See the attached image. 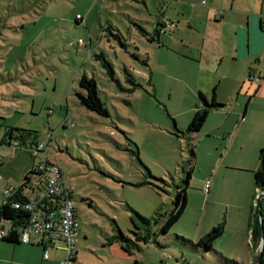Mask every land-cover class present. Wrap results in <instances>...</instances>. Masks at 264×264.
<instances>
[{
	"label": "rangeland",
	"instance_id": "rangeland-1",
	"mask_svg": "<svg viewBox=\"0 0 264 264\" xmlns=\"http://www.w3.org/2000/svg\"><path fill=\"white\" fill-rule=\"evenodd\" d=\"M173 2L0 0V141L8 139L7 128H14L23 146L49 145V160L61 166L74 185L80 234L72 264H250L242 248L229 255V235L214 244L225 256L196 251L189 240L198 242L224 222L228 205L231 226L244 219L239 198L247 199L259 214L261 191L255 187L254 172L264 147V103L253 106L247 121L259 132L249 145L248 140L244 147L237 141L225 160L226 139L217 132L215 145L212 128L224 118L222 112L210 111L200 130L187 132L193 107L202 104L198 91L204 92V77L197 74L198 63L173 51L158 54L153 41L162 13L174 14ZM103 59L112 64L114 78ZM252 73L247 70L245 81L257 85L260 77ZM84 74L97 81L107 114L81 104L78 93L85 89L79 81ZM207 88L211 103L212 87ZM19 135H25L26 145ZM32 156L24 147L0 144V190L5 184L20 185L45 159L41 152ZM189 160L195 164L187 208L155 239L186 184ZM217 168L224 179L213 183ZM131 209L150 219V240L146 225L137 218L135 224L131 221ZM260 209L264 227V197ZM120 229L130 243L118 237ZM258 260L264 264V252ZM66 261L65 244L59 240L45 264Z\"/></svg>",
	"mask_w": 264,
	"mask_h": 264
},
{
	"label": "crops",
	"instance_id": "crops-1",
	"mask_svg": "<svg viewBox=\"0 0 264 264\" xmlns=\"http://www.w3.org/2000/svg\"><path fill=\"white\" fill-rule=\"evenodd\" d=\"M171 6L175 12L169 14V18L177 27L173 30L160 27L159 34L153 35L155 37L153 41L157 43L158 54H161L162 50L173 51L184 55L187 60L198 63L197 74L204 77L202 86L204 92L200 88L198 96L203 93L205 100L209 101L206 91L210 86L211 99L214 96L221 104L210 108L209 113L219 111L224 116L212 128L216 132L215 145L220 139L217 132L222 133V137L226 139L227 147L221 158L225 160L237 141H241V147H244L247 140L249 145L251 137L259 132L257 126H249L247 121L251 119L250 112H253V106L264 103V0H174ZM164 14L167 15L168 12ZM148 68L153 71L151 66ZM247 70H252V74L260 77L257 85L254 81H245ZM198 99L202 104L196 103L193 107L194 112L198 108L206 107L200 96ZM243 115H246L245 121ZM194 155L196 158L195 153ZM242 156L243 154L240 158ZM194 164V161H191L192 172ZM219 168L222 170L223 165ZM219 168L215 174L213 172V183L224 179V174H221ZM238 201L237 205L243 203L239 211L245 209L244 219H236V223L231 226L228 205L224 231L215 244L229 235L231 248L229 255L238 253L235 249L242 248L244 259L248 258L250 264H256L253 258L259 253L262 239L255 240L253 231L248 227L252 208L250 202L245 198L243 200L239 198ZM212 223L215 225L216 221ZM203 229L204 225L198 235H201ZM44 250L45 246L38 244L36 239L28 244L0 239V264H45L50 257L44 259ZM219 253L220 256H225L226 252ZM229 255L227 257H231Z\"/></svg>",
	"mask_w": 264,
	"mask_h": 264
},
{
	"label": "built area",
	"instance_id": "built-area-1",
	"mask_svg": "<svg viewBox=\"0 0 264 264\" xmlns=\"http://www.w3.org/2000/svg\"><path fill=\"white\" fill-rule=\"evenodd\" d=\"M167 25L176 27L173 21H167ZM79 43L83 41L80 39ZM10 144L12 148L19 146L16 140ZM29 149L34 156L38 152L44 153L45 159L32 169L34 174L29 175L24 186L5 184L0 190V211L8 204L16 213L13 218L0 216V237H8L16 231L22 243H32L36 239L37 243L45 246L44 259L50 257L51 247H55L59 240L63 241L67 252L65 264H70L77 254L76 244L80 234L72 201L75 187L68 181L61 166L49 160V145L36 143ZM1 180L3 176L0 174ZM210 183L211 180L205 182L206 192ZM25 213L28 215L24 216Z\"/></svg>",
	"mask_w": 264,
	"mask_h": 264
},
{
	"label": "trees",
	"instance_id": "trees-1",
	"mask_svg": "<svg viewBox=\"0 0 264 264\" xmlns=\"http://www.w3.org/2000/svg\"><path fill=\"white\" fill-rule=\"evenodd\" d=\"M167 21L169 22L172 20L169 18V16H167L163 13L161 15L159 21L157 22L155 28H154V30H155L154 35L159 34V28L160 27H166V28H169L171 30H173L177 27L176 26L175 28H170L167 25ZM102 55H104V54H102ZM103 65L105 67H107L108 73L114 78V69H113L112 64L110 62L106 61L105 59H103ZM79 82H80V86L85 89V93H78V97L80 99L81 104L84 105L86 108H88L92 111H95L99 114H107V110L105 109L103 102L101 101L100 97L98 96V84H97V81L95 80V78H93V77L90 78L86 74H84L81 77ZM199 96L206 103L207 107L196 109L191 121L189 122V124L187 126V132L188 133L200 130L207 120L210 108H214L216 106L221 105L220 103H218L216 101V98L214 96L212 98L211 103H208L205 100L203 93H200ZM179 132H181V131H179ZM6 135H7L8 139L4 138L3 140L0 141V144H4L8 147H12L10 143L13 140H16L14 128H7ZM19 136L24 140V142H25L24 144L26 145L25 135H19ZM178 136H180V135L178 134ZM19 147H21V148L24 147L26 150L30 151L29 147L23 146L20 143H19V146L17 148H19ZM32 157L34 158L36 156L33 155ZM259 161H260V165L254 172V182H255V187L262 192V191H264V147L261 148L259 151ZM3 163H4V161L2 160L0 162V166ZM190 164H191V161H190ZM144 167L146 168V171H148V168L146 166H144ZM192 168L193 167H191L190 171L188 172V178H187L186 184L184 186L180 187V190L178 191V194L175 197L174 207H173L172 211L170 212L169 216L167 217V220H165V222L161 225L159 232L156 231L155 239H157V236H158L157 234L168 232L173 227V225L183 216V214L187 208V205H188L187 189L189 187V181H190L191 175H192ZM32 169L33 168H31L30 171H28L24 175L22 182L20 184L21 186H24V184L26 183V181L29 178V175L34 174ZM147 173H150V171H148ZM20 185H18V186H20ZM252 209L253 208H251L250 215H249L248 227L250 230L253 231V238L255 240L260 241V239H262V232H261V226L262 225L260 223L261 219L259 217V214L254 213V211ZM131 210L134 213V215L131 217V221L133 222V224H135L136 223L135 219L137 218L142 223H144L146 225V228H148V231H149L147 239L150 240L152 238V232H153L151 230L150 219L148 217H144V216L140 215L137 211H135L133 209H131ZM15 214H16L15 211L12 210L8 206V204L5 205V208L2 212L0 211V216H3L5 218H7V217L13 218V217H15ZM23 215L27 216L28 214L25 213ZM119 231H120V233L118 234V237H122L124 240H127L128 243H130L129 239L127 237L123 236V232L121 231V229ZM223 231H224V222L219 223L216 226H214L209 232H207L206 234L201 236V238L198 242H194L191 240H189V241L193 244V246L195 247V248L193 247V249L196 251L206 253V252L212 250L216 254L220 255V253L214 249V244H215L216 240L223 234ZM0 239H2L4 241H8V242H17V243L21 242L19 239V233L16 231H14V232L12 231V233L8 237L3 236V237H0ZM140 239H141V237H140ZM38 244L41 245V243H38ZM132 244H133V242H132ZM258 245H259V242H258L257 246ZM258 252H260V250ZM258 255H259V253L255 256L256 261H257ZM76 257H77V254L75 255V257L72 260H70V264H72L76 260ZM222 259H225V258L222 257ZM258 264H262V260H260V262Z\"/></svg>",
	"mask_w": 264,
	"mask_h": 264
},
{
	"label": "water",
	"instance_id": "water-1",
	"mask_svg": "<svg viewBox=\"0 0 264 264\" xmlns=\"http://www.w3.org/2000/svg\"><path fill=\"white\" fill-rule=\"evenodd\" d=\"M262 197H264V192L263 193H261V195H260V200L258 201V213H259V215H260V218H262V211H261V209H260V205H261V198ZM261 232H262V241H261V244H260V252H259V254H260V257L263 255V251H264V227H263V225L261 226ZM259 263V260L257 261V264Z\"/></svg>",
	"mask_w": 264,
	"mask_h": 264
}]
</instances>
